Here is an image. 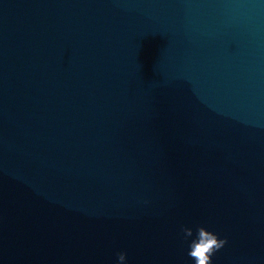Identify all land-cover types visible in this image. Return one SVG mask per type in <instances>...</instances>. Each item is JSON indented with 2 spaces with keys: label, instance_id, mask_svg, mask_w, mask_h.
Returning a JSON list of instances; mask_svg holds the SVG:
<instances>
[{
  "label": "water",
  "instance_id": "water-1",
  "mask_svg": "<svg viewBox=\"0 0 264 264\" xmlns=\"http://www.w3.org/2000/svg\"><path fill=\"white\" fill-rule=\"evenodd\" d=\"M201 225L264 264V0H0V264H194Z\"/></svg>",
  "mask_w": 264,
  "mask_h": 264
},
{
  "label": "clouds",
  "instance_id": "clouds-1",
  "mask_svg": "<svg viewBox=\"0 0 264 264\" xmlns=\"http://www.w3.org/2000/svg\"><path fill=\"white\" fill-rule=\"evenodd\" d=\"M183 239L188 242L187 255L194 264H213L212 257L226 244L227 238H220L217 233L208 230L201 225L196 227L193 238V228L183 226L181 228ZM189 238H192L189 240ZM116 264H127V252L117 253Z\"/></svg>",
  "mask_w": 264,
  "mask_h": 264
}]
</instances>
